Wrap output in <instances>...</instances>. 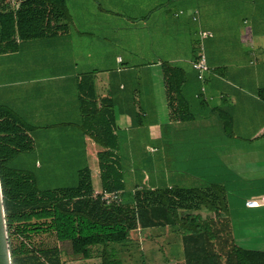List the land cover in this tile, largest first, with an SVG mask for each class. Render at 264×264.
Returning a JSON list of instances; mask_svg holds the SVG:
<instances>
[{
	"label": "crops",
	"instance_id": "obj_1",
	"mask_svg": "<svg viewBox=\"0 0 264 264\" xmlns=\"http://www.w3.org/2000/svg\"><path fill=\"white\" fill-rule=\"evenodd\" d=\"M15 5L0 0V40L1 12ZM59 23L67 28L27 39L16 34L8 42L16 48L0 50V125L32 140L31 157H15L19 167L31 168L37 182L63 161L88 167L97 189L99 152L110 150L127 188L222 184L230 210L238 204L255 216L241 234L233 226L236 241L264 250V0H64ZM202 29L214 35L202 40ZM202 42L210 66L204 80L193 66ZM166 68L179 73L175 91ZM222 117L236 137L224 131ZM101 131L107 146L95 138ZM153 149L163 176L150 168L139 177L138 152L149 161ZM249 199L259 204L248 206ZM178 227L139 226L117 245L116 258L183 264ZM84 261L100 264L98 257Z\"/></svg>",
	"mask_w": 264,
	"mask_h": 264
},
{
	"label": "trees",
	"instance_id": "obj_2",
	"mask_svg": "<svg viewBox=\"0 0 264 264\" xmlns=\"http://www.w3.org/2000/svg\"><path fill=\"white\" fill-rule=\"evenodd\" d=\"M14 1L13 8L1 12L0 50L16 48L8 46L16 34L27 39L67 28L59 23L64 0ZM164 74L168 90L175 91L172 79L179 73L166 68ZM221 120L227 135L236 137L227 120ZM0 132V264H65L66 257L72 261L100 257V264H121L117 245L129 241L134 229L167 224H179L183 264H264L263 249L236 241L228 192L222 184L150 187L135 183L127 188L110 159L111 151L106 150L99 152L101 186L122 190L123 201L107 204L94 197L88 167L74 187L41 190L28 171L8 164L18 151L31 148V138L13 133L8 125L1 124ZM101 133L95 138L107 146ZM199 209L213 215L203 216L196 212Z\"/></svg>",
	"mask_w": 264,
	"mask_h": 264
},
{
	"label": "rangeland",
	"instance_id": "obj_3",
	"mask_svg": "<svg viewBox=\"0 0 264 264\" xmlns=\"http://www.w3.org/2000/svg\"><path fill=\"white\" fill-rule=\"evenodd\" d=\"M151 143L152 145H155L156 147H158V141H157V136L154 134V131L152 129V133H151ZM165 150H164V160L163 163L166 164V166H170L172 164V153H171V148H170V143L169 141H166V145H164ZM142 152H138V158L140 162H138L136 160L135 162V167L137 169V173L139 174V177H141V174L143 170L145 171H149L150 168L152 169L151 172H154V176H158L162 178V164L160 161V156H159V152L156 149H153L152 151H150L149 156L147 155L148 159H145V161L142 160ZM22 158V159H28L30 156V149L28 150H22V151H18L15 157ZM17 157V158H18ZM13 158V159H14ZM17 158H15L14 160L12 159L8 164L10 166L16 167L18 169H23L25 171H28L31 175L32 178L34 179L36 185L38 186L39 189L41 190H47V189H66L69 187H74L77 185V183L80 180V175L81 172L85 169L84 167L79 168V167H74V166H66V161H63V164H57L54 167L49 168L48 170V174H46V172L44 173V177L42 178V182H37L36 178L33 177L34 174H32L31 172V168H24V167H19V164L16 162ZM93 161V160H92ZM94 162V161H93ZM87 168V167H86ZM97 186H101L99 183V179H97L96 182ZM233 209V210H232ZM230 213H231V217H232V221H233V226L235 225V229L238 234L242 233V229H244V227H246L247 224H250L252 221L253 223L255 222V220H251L250 223L247 222V220L253 219L255 216L254 215H250L248 213H245L243 210V208L238 205V204H234V208H232ZM200 212V211H199ZM239 239V237H238ZM164 248L161 251V255L162 252H165ZM163 257V256H162ZM95 258V257H93ZM100 258V257H98ZM164 261H173V259L170 256H165L163 257ZM77 263H73L72 260H70L68 257H66V262H71L69 264H84V260L80 261V260H75ZM101 261V258H100ZM97 263L96 261H93ZM86 264V262H85ZM93 264V263H92ZM148 264H153V263H148Z\"/></svg>",
	"mask_w": 264,
	"mask_h": 264
},
{
	"label": "built area",
	"instance_id": "obj_4",
	"mask_svg": "<svg viewBox=\"0 0 264 264\" xmlns=\"http://www.w3.org/2000/svg\"><path fill=\"white\" fill-rule=\"evenodd\" d=\"M213 35H214V32L210 29H202L200 31V37L202 40L212 37ZM193 66L197 70L198 77L201 80H204L206 73L210 70V66L208 63L207 53H206L205 45L203 42L199 46L197 57L193 62ZM93 196L96 198L99 197L101 200H103L107 204L124 200L122 190H107L105 188H97L94 190ZM258 204L259 203L257 199H249L246 202V205L248 206H256Z\"/></svg>",
	"mask_w": 264,
	"mask_h": 264
}]
</instances>
